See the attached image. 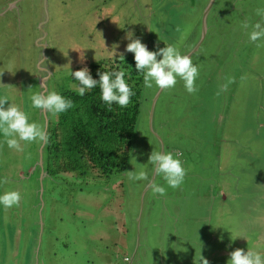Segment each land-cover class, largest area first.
I'll use <instances>...</instances> for the list:
<instances>
[{
	"label": "rangeland",
	"instance_id": "1",
	"mask_svg": "<svg viewBox=\"0 0 264 264\" xmlns=\"http://www.w3.org/2000/svg\"><path fill=\"white\" fill-rule=\"evenodd\" d=\"M209 3L0 0V97L38 123L53 119L32 108L39 63L52 74L47 90H77L70 71L133 55L124 51L128 32L149 50L175 45L200 70L193 94L178 80L156 99L160 89L143 84L122 173L51 179L39 162L43 145L22 142L17 152L0 136V177L8 181L0 194L22 197L0 206V264H228L236 249L264 254V41L251 42V27H243L261 20L264 0H216L204 34ZM227 77L234 83L221 91ZM162 147L187 169L165 196L127 177Z\"/></svg>",
	"mask_w": 264,
	"mask_h": 264
},
{
	"label": "clouds",
	"instance_id": "2",
	"mask_svg": "<svg viewBox=\"0 0 264 264\" xmlns=\"http://www.w3.org/2000/svg\"><path fill=\"white\" fill-rule=\"evenodd\" d=\"M256 15L261 17L260 21L251 26L243 25L244 28L251 27L248 38L253 43L264 41V8H258ZM125 39L129 42L124 51L134 55L135 71L142 76L146 89H152L154 86L161 90L173 89L178 80H182L189 94L198 91L196 81L200 76V70L193 63L191 54H182L180 49L173 44H165V47H157L154 51L149 50L141 38L134 37L133 32H128ZM116 48H119L118 44L111 51L114 56L118 55ZM119 59L120 62L125 63L123 53L119 54ZM38 69L41 72V91L31 95L32 108L53 116H59L72 109L74 103L71 99L55 90H46V81L52 74H49L45 64L39 63ZM70 75L74 81L79 82L77 91L81 97L99 87L100 99L108 106V110L112 109L113 104L126 108L135 95L134 85L129 84L126 78L129 73L123 68L98 72V80L92 77L87 67L74 72L70 71ZM232 83H234V78L227 77L226 82L221 86V91H227ZM0 136L4 138L2 143L17 152L24 151L22 142L29 144L35 142L43 145L49 140L46 124L31 120L28 113L21 110L19 106L9 103L7 97H0ZM146 165L150 166L151 172L144 170ZM146 165H141L138 171L135 169L127 172V177L132 181L148 182L147 188L154 195L165 196L167 188H179L187 175V169L183 166L179 156L165 150L152 151ZM154 177H162L164 184L157 182ZM7 182V179L0 177V184ZM21 198L19 191H5L0 194V206L5 209L18 206ZM203 264H208V262L203 260ZM228 264H264V254L249 248L247 251L236 249L230 253Z\"/></svg>",
	"mask_w": 264,
	"mask_h": 264
},
{
	"label": "trees",
	"instance_id": "3",
	"mask_svg": "<svg viewBox=\"0 0 264 264\" xmlns=\"http://www.w3.org/2000/svg\"><path fill=\"white\" fill-rule=\"evenodd\" d=\"M91 75L99 79L98 72L123 68L129 73V84L135 95L126 108L113 104L108 110L101 99L99 87L83 97L78 91H66L62 96L71 99L74 107L48 121L47 144H43V169L48 178L61 175L75 179L107 177L122 173L130 162V150L141 113L143 78L135 71L134 55L120 59L88 64ZM77 70H80L81 68ZM78 87V81H75ZM69 175V176H68ZM94 178V179H95ZM80 179V178H77Z\"/></svg>",
	"mask_w": 264,
	"mask_h": 264
},
{
	"label": "water",
	"instance_id": "4",
	"mask_svg": "<svg viewBox=\"0 0 264 264\" xmlns=\"http://www.w3.org/2000/svg\"><path fill=\"white\" fill-rule=\"evenodd\" d=\"M215 1H216V0H210V3H209V5H208L207 8H206V12H205L204 19H203V22H202L203 29H204V31H203L204 34H205V31H206V18H207L208 12L211 10V8H212L213 4L215 3ZM44 14H45V21H47V20H48V11H47V5H46V3H45V6H44ZM45 21L42 22L41 25H40V29H41L42 31H43L42 26L45 25ZM199 46H200V45H199ZM42 48H43V55H44V53H45V48H44L43 46H42ZM198 48H199V47H198ZM45 88H46V90H47L46 85H45ZM161 92H162V90L160 89V91H159V93H158L156 99L158 98V96H159V94H160ZM46 124L48 125V122H46ZM161 143H162V142H161ZM154 178H155V177H154Z\"/></svg>",
	"mask_w": 264,
	"mask_h": 264
},
{
	"label": "flooded vegetation",
	"instance_id": "5",
	"mask_svg": "<svg viewBox=\"0 0 264 264\" xmlns=\"http://www.w3.org/2000/svg\"><path fill=\"white\" fill-rule=\"evenodd\" d=\"M162 150H164L163 147H162ZM39 162H40L41 167H43V157L40 158Z\"/></svg>",
	"mask_w": 264,
	"mask_h": 264
}]
</instances>
